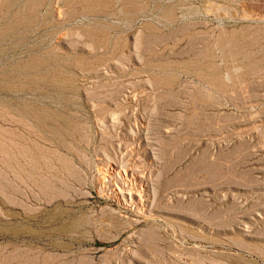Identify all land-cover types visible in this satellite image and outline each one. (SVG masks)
Returning <instances> with one entry per match:
<instances>
[{
    "label": "rangeland",
    "instance_id": "obj_1",
    "mask_svg": "<svg viewBox=\"0 0 264 264\" xmlns=\"http://www.w3.org/2000/svg\"><path fill=\"white\" fill-rule=\"evenodd\" d=\"M0 264H264V0H0Z\"/></svg>",
    "mask_w": 264,
    "mask_h": 264
},
{
    "label": "bare ground",
    "instance_id": "obj_2",
    "mask_svg": "<svg viewBox=\"0 0 264 264\" xmlns=\"http://www.w3.org/2000/svg\"><path fill=\"white\" fill-rule=\"evenodd\" d=\"M128 188V187H127ZM126 188V191H128L127 193L129 194V196H132L133 194H135L134 193V190H133V188H131V187H129L128 189ZM119 192L121 193V194H125L126 192H124V189H120L119 190ZM140 196V195H139ZM132 198V197H131ZM233 255V254H232Z\"/></svg>",
    "mask_w": 264,
    "mask_h": 264
}]
</instances>
